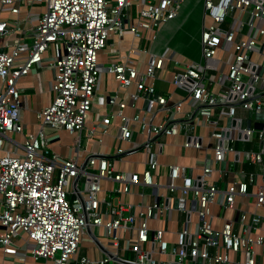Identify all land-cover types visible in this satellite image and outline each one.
I'll return each mask as SVG.
<instances>
[{"label":"built area","instance_id":"1","mask_svg":"<svg viewBox=\"0 0 264 264\" xmlns=\"http://www.w3.org/2000/svg\"><path fill=\"white\" fill-rule=\"evenodd\" d=\"M19 1L0 0V3L16 13ZM38 1H43L46 9L31 31V42L17 40L9 51L0 46L1 253L16 258L19 264L27 257L50 260L52 264H198V259L200 264H260L255 248L264 247V232H254L264 219V212L257 211L264 205V174L261 183L256 184L254 209L239 210L235 220L225 219L220 228L212 225L211 205L219 202L223 207L234 208L235 197L248 193L257 173L240 168L237 175H245V179L223 188L210 182L209 177L218 169V163L225 161L226 152L234 154L233 165L238 161L239 151L229 143L233 140L230 128H236L243 140L251 134L250 128L233 122L230 126H219L212 117L216 106H226L232 120L236 107L260 111L264 125V89L256 90L262 76L259 64L251 58L253 52L260 50V38L264 36V0H202L204 16L210 22L203 25L200 34L201 61L183 64L171 79L175 87L187 93L191 109L185 113L183 100L168 103L153 82L147 83L162 67L166 51L149 53L144 71L129 59L109 65L107 71L116 78L118 89L124 90L135 81L136 90L130 93L129 103L134 105L142 98L146 101L145 112L163 111V120L155 123L138 112L128 117L122 112L125 103L117 102V94L109 96L108 104L119 106L118 137L132 145L128 149L114 148L108 154L90 152L84 164L78 163L76 157L51 151L44 127L79 133L92 107L103 69L97 53L105 46L109 34L121 36L128 30L139 38L144 31H150L152 40H156L159 28L177 17L185 0ZM134 5L136 11L132 16ZM6 24L0 21V32H6ZM241 32L244 37L237 38ZM222 43L233 47L234 56L228 62L227 73L216 79L224 89L222 95H216L210 89L209 70ZM50 46L54 50L49 64L54 69L53 98L36 111L40 123L37 133L26 134L19 122L17 79L39 66ZM261 54L264 57V52ZM113 115L110 112L102 117L87 134L92 136L97 127L106 132ZM131 120L147 131L145 141L135 142L128 125ZM212 124L209 133L215 140L213 154L206 153L198 162L200 170L190 174L187 166L171 163L167 165V181L156 180L158 151L152 145L156 143L160 151V136L182 134L184 147L198 148L201 139L195 128ZM15 132L25 135L21 151L8 148L9 142L14 143L9 134ZM76 138L81 142L79 135ZM224 139L228 140L227 148L223 146ZM136 147L144 153L143 169H115L110 158ZM247 154L252 163L264 169V129L258 131L257 150ZM103 180L112 181L113 187L104 189ZM147 186L151 188L148 203L140 201L136 205L114 199L126 193L143 197L140 187ZM171 209L183 215L173 242L164 237L167 229L151 228L148 224L155 216L166 218ZM193 213L197 220L192 230L189 224ZM88 233L101 246L97 258L78 253L81 240ZM22 234L25 242L18 245L16 239ZM229 251L243 253V258L230 259ZM154 255L162 258L156 259Z\"/></svg>","mask_w":264,"mask_h":264},{"label":"crops","instance_id":"2","mask_svg":"<svg viewBox=\"0 0 264 264\" xmlns=\"http://www.w3.org/2000/svg\"><path fill=\"white\" fill-rule=\"evenodd\" d=\"M46 6L43 1L38 0H20L18 3V12H11L8 6L0 3V21H5L7 24L6 32H0V46L6 51H9L17 40L26 41L28 43L32 40L31 31L37 24L38 17L45 11ZM131 14L134 16L136 6L131 9ZM246 18V15H243ZM210 19L204 16L202 0H185L181 10L176 18L163 24L157 34V39L152 40V32L144 31L139 38L133 37L131 32L125 30L121 36L115 33H110L106 44L97 53L98 64L103 68L97 86L94 90L95 99L92 107L87 114L84 128L79 133H70L64 128L44 127L47 135L50 137L48 147L51 151L60 154L64 157H76L78 163H85V158L90 152H100L108 154L111 150L117 147L128 149L132 143L120 140L118 137L119 125L121 122L120 116L117 114L119 106L117 103L108 104V97L117 94V102H124L125 106L122 109L124 115L132 117L138 112L146 119L152 118V121L157 123L163 120V111L153 110V112H145L144 100L137 99L134 105L129 103L130 93L136 90L135 81L126 89H118V82L114 75L107 71V67L113 63L124 62L129 59L132 65L136 66L140 71H144L147 65L149 53L162 54L165 52V57L162 67L155 72L154 78H148L147 83L153 82L156 90L167 97L168 103H173L178 100L182 101V110L187 112L191 106L187 102V93L181 88L175 87L171 83L172 75L175 71L180 69L183 64L201 61L200 48V34L204 24H208ZM189 28L195 29L197 34L194 36L188 32ZM244 31V30H243ZM237 34V38L244 37L242 34ZM260 50L253 52L251 58L259 64V75L262 79L258 83L256 90L264 89L261 82L264 79V57L261 51L264 52V36L260 38ZM146 50L143 52L141 50ZM134 50V51H131ZM54 50L50 46L44 52L42 61L39 66L30 70L27 74L20 76L17 79V87L20 92V111L19 122L24 128V133L35 134L40 128V123L36 118V111L48 105L53 98V91L51 90V82L54 78V69L49 65L52 60ZM234 49L222 43L211 60L212 68L209 70L210 89L216 95H222L224 92L223 86L217 82L218 76H224L228 70V62L233 59ZM0 81V91L2 89ZM114 113L107 127L106 132H102L99 127L92 136L87 134L88 130L101 120L102 117L108 113ZM214 119L217 120L219 126H228L229 114L226 106H216L213 109ZM232 124H239L241 127L250 128L251 134L248 139H241L238 137L236 128L231 127L230 133L232 141L230 144L239 151L237 157L238 161L232 164L234 154L226 152L225 164L222 166L218 163V169L222 170L219 173L215 170L210 182H215L220 188L226 184H231L238 179H245V175L238 174L236 170L243 168L245 171H253L257 173L256 182L248 186V193L244 195H237L234 201V208L223 207L219 202L211 205L213 214L212 225L215 228H220L225 219L235 220L239 210L247 212L254 209V194L256 192V184L261 183V176L264 174V169L257 164L252 163L248 157L247 152L255 151L258 147V131L264 129L263 119L256 116V110L243 109L236 107V111ZM129 128L132 131L135 142H143L147 138V131L141 130L137 121L131 120ZM212 125L199 126L195 128V133L201 139V147H184L182 145L184 136L182 134L162 135L159 140L162 142L159 151L158 145L154 143L152 149L158 151L159 165L156 169L155 178L160 183L167 181V165L168 164H182L187 166L190 174H196L200 169L198 162L205 156L213 154V146L215 140L210 136ZM12 137L13 142H9L8 148L15 147L17 151H21L25 140V135L17 133ZM76 135H79L81 142L77 141ZM117 157L110 158L113 166L117 170L125 171H141L143 169L144 153L140 147L129 149ZM103 188L110 189L113 187V182L103 180ZM139 189V188H138ZM144 191V196L141 197L138 193L119 194L114 197L115 200L122 202L138 204L148 203L151 201V188L140 187ZM164 191V188L160 189ZM72 197V194H69ZM170 204L173 208L174 200L171 199ZM137 210V207H135ZM258 212H264V205L257 208ZM183 215L175 209L169 210L165 217H153L148 220L151 228H165L167 231L164 237L173 242L175 240V230L181 226V219ZM167 219V220H166ZM197 216L193 213L190 216V229L195 228ZM235 228L238 230V225L235 223ZM2 229L0 228V231ZM264 232V219L261 221L259 228L254 232L260 234ZM101 240L107 245V241L98 230ZM25 236L22 234L16 239L18 245H23ZM101 246L92 240L90 233L84 234L78 248V253L87 255L90 258H97ZM256 260L260 264H264V247H256ZM230 259L237 257L243 258V253L228 252ZM159 258V256H158ZM0 264H19L16 258L3 255L0 251ZM23 264H52L50 260L38 259L34 260L27 257Z\"/></svg>","mask_w":264,"mask_h":264},{"label":"water","instance_id":"3","mask_svg":"<svg viewBox=\"0 0 264 264\" xmlns=\"http://www.w3.org/2000/svg\"><path fill=\"white\" fill-rule=\"evenodd\" d=\"M264 63V62H263ZM261 86L262 87H264V79L262 80V82H261ZM144 105H145V107H146V101L144 102ZM256 116H258V117H260V118H262L263 119V113L262 112H260V111H256ZM231 118H229L228 119V122H229V124H228V126H230L231 124ZM227 135V134H226ZM223 146H224V148H227L228 147V140H226V139H224V141H223ZM225 164V161H222L221 162V165L223 166ZM200 259H198V264H200Z\"/></svg>","mask_w":264,"mask_h":264},{"label":"rangeland","instance_id":"4","mask_svg":"<svg viewBox=\"0 0 264 264\" xmlns=\"http://www.w3.org/2000/svg\"><path fill=\"white\" fill-rule=\"evenodd\" d=\"M188 32L190 33V35L189 34H187V35L190 36V37L191 36H194L195 37V35L197 34V31L195 29H191V28H189ZM15 134L17 135V132H15ZM11 136L12 137H15L14 135H11ZM102 186H103V183H102ZM154 256H155L156 259L162 258V256H159V258H158V255H154Z\"/></svg>","mask_w":264,"mask_h":264}]
</instances>
